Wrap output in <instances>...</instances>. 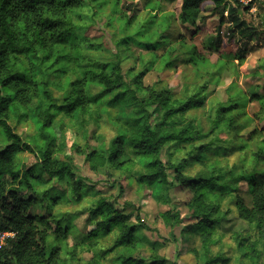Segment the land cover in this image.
I'll list each match as a JSON object with an SVG mask.
<instances>
[{"label": "clouds", "instance_id": "clouds-1", "mask_svg": "<svg viewBox=\"0 0 264 264\" xmlns=\"http://www.w3.org/2000/svg\"><path fill=\"white\" fill-rule=\"evenodd\" d=\"M0 264H264V0H0Z\"/></svg>", "mask_w": 264, "mask_h": 264}]
</instances>
